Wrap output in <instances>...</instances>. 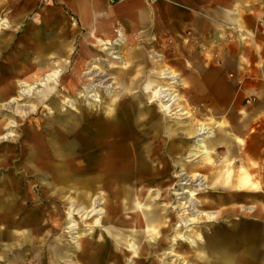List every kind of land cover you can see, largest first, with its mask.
Returning a JSON list of instances; mask_svg holds the SVG:
<instances>
[{"label":"rangeland","instance_id":"374dc122","mask_svg":"<svg viewBox=\"0 0 264 264\" xmlns=\"http://www.w3.org/2000/svg\"><path fill=\"white\" fill-rule=\"evenodd\" d=\"M38 1L40 2V0ZM41 1L42 2L36 8V11L44 10V0ZM109 1L111 2L113 0ZM19 8L20 6L13 4L12 0H0V18L7 20L6 27L0 28V70H2L3 73L7 72L10 74V77H8L9 79L4 78L3 80H0V86L12 83V92L9 94V98L0 99V104L3 106H1V108L3 110L5 109L2 113H0V120H8L5 122H9L1 129L0 137L5 134H12V136L0 139V160L2 161V163H0V197L2 195H6V192L10 193L11 189H8L9 186L12 187L10 178L14 181L13 184L16 187V192L20 195V199H18L15 203L10 202L14 204L13 206H9V208H6L5 210L0 208V232L6 228L5 235L3 237L0 235V264H50L48 260L44 259L47 244L53 247L54 244H56L58 252L61 254L60 256H65L62 259H54L52 261L53 264H87V258L90 257L87 252L90 250L86 248V254L82 255L80 248L86 244L87 246H91V242L95 240L91 234L92 232H95V230L89 229V225L93 224L90 223V221H93L98 215L93 216L87 221L80 219V226L77 230H75L76 233H74L76 235L68 233V225L65 223V219L64 222H60L57 232H54V230L51 231L49 226H47L40 229V233L38 232L35 235L31 234L32 239L35 240L38 238L40 240L38 243H32L30 245L26 242L18 243L16 235L19 233L25 234L30 228L27 222V218L29 217L28 211L26 209L19 208L25 203V194L28 192L31 194V185L37 189L39 186L42 193L45 191L52 192L54 189H49V187H47V185L51 182L49 177L46 179L42 178L40 180L37 179L30 181L29 179H31V177L26 178L19 173L13 174L11 170L8 169V166L10 164L9 160L11 159V153H16V149H18L21 145L28 150L30 145L33 143H48L49 146H51L50 149H54V147H56V142H54L56 141V135L54 132L60 134L58 130H65L63 128V124L65 123L69 125V127L82 123L87 126L85 129L87 131L93 130V125H100L103 127L101 129L105 131L104 133L115 130V123L113 124L114 128L113 125L109 126L110 120L108 117L110 116V112L124 116L121 118L122 121L125 116L130 117V119L127 120V123L135 125L133 127L134 139H138L141 136L145 137L143 141H139L137 143V149L146 148L153 141L152 135H156L157 133L153 130L154 127L159 126L161 128L160 132L162 139L159 140V143L161 145L160 149L162 151L163 158L160 160L152 158V160L148 162V165L145 166V169H140L143 173L135 174V170H133L135 157L130 155L131 168H129V170L131 172V176L128 178L123 177L118 181L120 191H123L121 192L122 194H120L122 200H124V189L126 186L131 187L135 192L137 186L145 184L146 193L143 200L146 198V201H143L142 210L146 211L147 208L151 207V205L158 207L160 210V217H162V222L158 225L161 226L159 229H161L164 224L166 226L169 224L167 232L165 233L161 231V234L158 235L159 237L157 238L158 242L160 241L162 244L164 242V249L160 251L161 253L169 251L167 243L165 244L164 239L176 237L177 235H184V237L187 238V240H181V238L177 240V244H179L178 250L183 252L186 257H184V260L182 257L177 259L173 256L167 258L166 255H162L160 258H156L158 261L161 259L162 264H204L205 258L202 257L200 261L196 260L195 255L202 252L199 250V246L197 247V245H204L206 238L214 242H219L221 236L229 237V244H231V242H235L232 237L248 236L249 239L247 244L250 243L252 245L253 243H260V248L256 250L255 254H264V221H256L250 217H244L243 214L245 213H229L226 217L221 216L218 219H209L205 215H199V217L194 220V223L189 226H183L184 219L191 217L188 213L189 211H186L183 206L185 204V200H187L185 198L187 194H185V190H187L188 193L193 192V197L197 199V204L195 205L196 209L214 211L219 208L215 205L208 207V205L211 202L210 199L214 200V198L216 199L219 197H215V194H219L222 191V188L221 186H216L215 184L209 185L212 182L211 180L214 178V175H209L208 171L202 170L200 167L204 166V162H206L214 172L221 171V160L223 156H221V137L219 136L218 127L220 123L228 125L230 121H233V116L228 114L227 107H220L222 109L218 107L219 109H214L215 111H213L216 114H211L210 110L205 109L203 105L204 101L190 100L188 98L189 84L183 82V76H187V74L180 73V71L177 70L178 68L174 66V63H172L173 55L171 51L158 50V46L153 41H147L148 44H145L146 42L143 43L142 41L139 42L138 40H132L126 35H119V31L117 32L118 36L113 38L111 45L90 42L89 40H91V37L86 33V30L78 31L74 28L76 19L72 13H69L68 21H66V23L63 22V24L65 23V25H68V27L64 30H68L69 32L72 31V34L68 33L67 35L65 34V36L56 34L52 37H44L42 41L43 43L47 41V39H64L65 42H68V48L67 45H63L62 49H65L63 52H58L55 55L53 51L47 50L43 51L42 55L38 57L42 58L40 60L42 62L45 60L48 65L44 68L45 70L43 72V76L58 70L57 75L52 77V79L45 86L39 85V81H34L35 79H30L25 80L26 83L24 82L22 85L20 84L22 87H19L18 82L23 80H20L21 77L19 75H16V70L18 69H14L15 73H13L9 70L7 71L6 67L12 68L14 60L15 64L28 59L33 60L34 57H37L36 49L44 46L38 44V38L35 42L33 39H30L29 41L32 42H29L23 39H29L30 36L27 35H20L22 38L14 34L5 35L6 32L9 33V31L13 28L20 27V25H24L23 23L27 24L29 22L28 19H16L13 21L14 16H16L15 14L21 11ZM54 8L53 17L57 14L58 19L54 18V20L49 21V23H52V27L59 28L62 26L59 19L60 9L59 7L56 9ZM83 44H87L84 47L89 48L86 50L87 53L84 51L85 48L81 47ZM105 47H111L112 49L103 50ZM138 47H145L147 49L146 52H148L147 57L149 58V64H147L144 60L140 61V57L135 56L136 53L134 51ZM112 51H115L116 53H112ZM152 63L173 66L175 71L179 73V75H177V78L179 79L177 80V83L172 84L169 80L162 79L159 75L160 72L157 71L158 69H154L152 67ZM77 67H79L78 73L76 72ZM164 68L173 70L168 66ZM187 70L188 69H185V72ZM145 71H147L148 75L150 74L148 77L150 81L170 85L171 89L180 97L177 101L178 104L182 107L184 106L188 113L179 115V113H182L181 111L176 114H168L161 109L158 102L151 103V92L146 90V82H141L142 79H146ZM118 75L121 76L120 83L117 80ZM132 76L137 77L133 79ZM70 77L77 79L76 84L78 89H73L72 95L64 90L65 86H69V88H71L70 85H73ZM131 77L133 80L138 79L140 83L138 82L134 84V82H132V85L128 87V78ZM88 86H90V88H87ZM24 88H26V93H23L22 91ZM28 89H30V91L27 93ZM141 91L142 94H144V97L137 96L142 95ZM1 95L2 94L0 93V96ZM61 96H63L65 100L62 99L63 97ZM13 97H18V100H12L11 98ZM176 106L177 104L173 106L175 107L173 111L176 110ZM146 111H150L151 114H145L147 113ZM30 113L34 114L30 115L29 118H22L23 115L28 116ZM130 113H133V117H131ZM173 122H179L180 124L186 123L189 125L193 124L195 127L200 123H204L212 133H215V140H213L215 144L213 148L209 147L212 150L209 157L205 158L201 153H197L196 157L187 158L190 148H193L192 140L185 138L180 131L181 129L175 131L172 124ZM19 124H23V126ZM162 126H165L168 131L170 129L174 130L170 133V137L166 131H163ZM61 136L62 135L60 134V137ZM211 138L212 136L210 139ZM24 144H26V146ZM139 150L141 151V149ZM168 150H170V153L167 152ZM232 150H234V147L229 149V151ZM30 154L31 152L29 151L28 156ZM38 154L39 151L36 152L35 156ZM144 155V151H141L140 156L144 157ZM52 156H54V159H57L56 153L52 154ZM230 156L231 158H229L227 165L229 175V177H227V182L229 181V186H232L234 182H237L236 185L239 184V186L247 185L248 183H245V176H250L247 172L241 173V177L239 176L236 180L232 178L236 175L237 164L234 162L235 156ZM33 160L34 155L24 161H26L27 164L30 163L29 161ZM24 161H17V164H21L22 169H24L22 166L25 164ZM49 161L52 160L47 159V162ZM155 169H158V171L160 170L161 173L157 174L154 171ZM240 171H243L242 167L240 168ZM187 175L194 176L192 179L187 180L188 178L185 177ZM210 177L212 178L210 179ZM199 178L204 180V183L200 182L201 180ZM171 181L172 188L168 186ZM27 182H30L31 184L28 187H25V183ZM99 184L100 183L97 181V178L94 177L91 180L90 190L92 194H89V198L93 199L95 196L100 197L102 195L103 192H101V189L98 188ZM165 187L169 188L167 206L163 205L164 197L160 196V198H157L158 191L160 190L159 192L164 194L163 191ZM208 192L211 194H208ZM78 196L79 195L74 192L73 189H69L61 193L57 199L58 201L51 200L39 203L35 202L37 201L36 199H32L33 202L31 204L36 207L34 209L35 211L33 210L32 212L35 216L34 220H38L37 223L40 225V220L51 221L57 218L53 217V212L50 213L52 207L56 209V206L60 208V213L64 215L65 218V203H67V198L69 197L72 198V200L75 199L74 201H76L78 200ZM4 198L0 199V207L4 202ZM78 201L76 203L77 208L81 206ZM132 202L134 204V208L132 207L126 210L128 214H133L140 209V207L135 206L134 200ZM158 205H160V207ZM180 210H182L183 216H181L182 213ZM20 220L22 224L18 229L16 225L19 224ZM55 222L56 220L54 221V224ZM179 224L181 225L180 227L177 226ZM24 226H27L26 228L28 229ZM97 228L100 229L102 233L105 232L104 226H99ZM156 230L153 231L148 227L137 228V235L142 234L141 236H143L139 242L137 241L138 248H144L146 242L152 241ZM52 234H54V238H56V242L53 244L51 242L54 240V238L51 237ZM47 237H49V239L46 240ZM128 240L133 241L130 236L128 237ZM43 241H45V243L41 244ZM189 241L191 243H189ZM108 245H112L111 241L105 245L107 250ZM120 246L122 249H125L124 245ZM232 246L234 245H227L229 248ZM34 251H37V254H35ZM67 254L73 255L70 256ZM135 259L138 260V264H150L153 261V259H150L149 256H146L145 254H143V256L139 259L136 257ZM132 260H134V258H132ZM132 260L129 258L127 260L128 262L126 261L125 264H132ZM111 262H115V260H110V263ZM211 262L214 261L211 260ZM155 264H157V262Z\"/></svg>","mask_w":264,"mask_h":264},{"label":"crops","instance_id":"0c3cea01","mask_svg":"<svg viewBox=\"0 0 264 264\" xmlns=\"http://www.w3.org/2000/svg\"><path fill=\"white\" fill-rule=\"evenodd\" d=\"M41 2L12 0L21 10L15 14L13 21L28 19L29 22L20 25L21 22L18 24L20 27L13 28L5 35L14 34L20 38L27 35L30 38L23 39H33L34 42L38 38V44L46 47L44 51H53L56 55L65 50L62 49L63 45L68 48V42L57 38L42 43L43 38L72 34V31L64 30L68 27L65 23L69 13H72L76 19L74 28L78 31L86 30L88 34L97 30V35L104 37L107 34L112 38L117 37L119 31V35L145 44L153 41L158 50L171 51L174 66L180 73L187 74L183 76V82L189 84L188 98L204 101L205 109L210 110L211 114H216L214 109L226 106L228 114L233 116V121L228 125L220 123L218 127L219 131L227 134L220 136L223 156L221 171L214 172L206 162L200 167L209 175H214V178L210 177L212 182L209 185L222 188L219 194H215L218 198L210 199L208 207L220 206L222 217L241 212L245 213L244 217L264 221V216L253 214L258 211L249 207L252 199L255 201L260 199L259 196H264V0H44V10L36 11ZM58 7L62 26L56 28L49 21L58 19L57 14L53 17V8ZM42 48L36 49L37 52ZM146 50L145 47H138L134 52L140 61L149 64ZM43 63L47 66L45 60ZM167 66L179 75L173 66L152 63L157 71ZM185 69L188 70L185 72ZM147 71L146 81L142 79V83H147L150 76ZM160 139L156 138L152 143L161 146ZM230 141L231 144L228 143ZM230 146L234 150L229 151L232 149ZM230 155L235 156L234 162L237 164L236 175L232 178L236 180L241 173L247 172L250 175L245 176L247 185L239 186L234 182L229 186L227 165ZM153 156L150 160L161 159ZM241 167L243 171H240ZM159 172L156 170L157 174ZM127 192L134 198L135 192L131 187H127ZM161 194L159 192L157 198ZM237 204L243 207L237 209ZM124 212L128 217L136 213ZM148 228L153 231L157 229ZM232 238L235 242H231L234 245L231 248L227 247L231 245L229 237L221 236L219 242L206 238L204 264H264V254H255L260 243L247 244L248 236ZM34 252L37 254V251Z\"/></svg>","mask_w":264,"mask_h":264},{"label":"bare ground","instance_id":"6f19581e","mask_svg":"<svg viewBox=\"0 0 264 264\" xmlns=\"http://www.w3.org/2000/svg\"><path fill=\"white\" fill-rule=\"evenodd\" d=\"M6 25H7V20L4 18H0V28L6 27ZM96 31L97 30L90 31L88 33L89 36L91 37V40H89L90 42L96 44L102 43L106 45H111V43L113 42L112 37L108 36L107 34L104 35V37L99 36L96 34ZM85 45L87 44H83L81 47H84ZM45 48L46 47L43 46V48L37 52L36 54L37 57L36 58L34 57L33 60L32 59L24 60L18 64H15L14 63L15 60H14L12 68L6 67L7 71L9 70L13 73H15V70L18 69L16 70L17 73L16 75H19L21 77L20 80H23L18 82L19 87H22L21 86L22 83L24 82L26 83L25 80H30V79H35L34 81H39L38 82L39 85L45 86L52 79V77H55L57 75L58 70L53 71V73L51 72L45 74V76H43L44 74L43 72L45 70L44 68L46 67V65L42 61H40L42 58H38V57L42 55ZM84 48H85L84 49L85 52L87 49H89L86 47ZM109 49L112 48L105 47L103 50H109ZM112 53H116V52L112 51ZM33 71H37V72H33ZM78 71H79V67H77L76 69L77 73ZM159 72H160L159 75L162 79H167L172 84L173 83L176 84L177 80H179L177 78V73H175L172 70L164 68ZM9 75L10 74H8L7 72L3 73L2 70H0V80L10 77ZM70 78H71L70 79L71 83L73 85H70L71 88H69V86L68 87L65 86L64 90L67 91V93H69L70 95H72L73 89L77 88V84H76L77 79H74L73 77ZM117 80L119 83L121 82L120 75L117 76ZM128 80H129L128 87L132 85V82H134V84L139 82L138 79L133 80L128 78ZM146 85H147L146 90L151 92V100H150L151 103L158 102L161 109L168 114L169 113L176 114L181 111L182 113H179V115L188 113V111H186L184 106L182 107L180 104H178L177 101L179 100L180 97L171 89L170 85H167L165 83H158L156 81L149 82L148 78ZM11 86L12 83H10L9 85L0 86V93L2 94L0 96V99L9 98V94L12 92ZM87 88H90V86H88ZM143 90L146 91L145 89ZM22 91L23 93H26L25 92L26 88H24ZM29 91L30 89L27 90V93ZM137 96L144 97V94ZM11 99L18 100V97L17 98L13 97ZM62 99L65 100L64 97ZM175 104H177L176 110L173 111L175 108L173 106ZM1 106L2 105L0 104V113H2L5 110V109L3 110ZM146 112L147 113L145 114H151L150 111H146ZM32 114L34 113H30L28 116L23 115L22 118H29L30 115ZM130 114L131 117H133V113ZM109 115H110L108 117V119L110 120L109 126L115 123V130L110 131L108 133H104L105 131L101 129L103 127H101L100 125L99 126L93 125V130L87 131L85 130L87 126L82 123L75 124L73 127H69V125L65 123L63 124V128L65 130H58L59 133L62 135L61 137L60 134L54 132L56 135L55 136L56 141H54L56 142L55 143L56 147H54V149H50L51 146H49L48 143L45 144L33 143L32 145H30L28 150L27 148H24V146L21 145L20 147H18V149H16V153L14 154L11 153V157H10L11 159L9 160L10 164L8 166V169L11 170L13 174L19 173L20 175H23V177L26 178L31 177V179L28 178L30 181H34L37 179L40 180L42 178L46 179L49 177V179H51V182L47 185V187H49V189L50 188L54 189L52 192L45 191L44 193H42L39 189V186L37 189L36 187L31 185L30 187L31 194L29 192L25 194L26 197L24 199L25 203L19 208L26 209L28 211L29 217L27 218V222H28V226H30L29 228L30 230L26 228L27 226H24L26 229H28V232L25 234L19 233L18 235H16L18 239L17 240L18 243L26 242L29 245L32 243H38L40 240L38 238H37L38 240L32 239L31 234L35 235L38 232L40 233V229H43V227H47V226H49V229L51 231L54 230V232H57L59 229L60 222H64L65 219H66L65 223H67L68 225L67 226L68 233L72 235L76 233L75 230L79 228L80 219L87 221L91 219L93 216L98 215L93 221H90V223L93 224L89 225L90 226L89 229L95 230V232L91 233L93 235L92 237L95 238V240L91 242L92 244L91 246L90 245L87 246L86 244L83 245L82 248H80L82 255L86 254L87 249L90 250L89 252H87L89 253L90 256L89 258H87V264H125V262L129 258H131V260L132 258H134V260L131 261L132 264H138V260L135 259V257L139 259L141 256H143V254H145L146 256L148 255L150 259H153L152 263L150 264H155L156 262L157 264H162L161 259L159 261L156 259L157 257L160 258V256L162 255L163 256L166 255L167 258L171 256L176 257L177 259L180 257L184 258L185 257L184 253L178 250L179 244H177L178 243L177 240L180 238L181 240L182 239L187 240V238H185L184 235H179V236L177 235L176 237H170V238L165 237L166 239H164V241L165 244L167 243V247L169 248V251L162 253L160 252L161 250L164 249L163 247L164 242L163 244L160 241L158 242L157 238L159 237L158 235L161 234V230L165 233L167 232L169 224H167V226L166 225L163 226L162 229L158 230L159 228L157 227V225H159V222H162V217H160V213L158 211L159 209L154 207V205H151V207L146 211L142 210L143 207L142 201H144L143 197L146 193L145 184L139 185L137 187L134 198L128 194L129 192H127V187L129 186H126L124 189L125 191L124 200H122V198L120 197V194H122L121 192L123 191H120L118 181L121 180L123 177L128 178L129 176H131V172L129 170V168H131L130 155L135 157L134 159L135 162L133 164L134 167L133 170H135V174H141L143 172L140 171V169H145V166L148 165V162L153 155H155V157L159 156L161 159L163 158L162 156L163 154L160 149L161 146H157V144L151 142L146 148L144 147L137 149V143L139 141H143L145 137L141 136L138 139H134L133 127L135 125L133 124L131 125L127 123V120L130 119V117L125 116V118L122 121L121 118L124 116L117 115V113L113 114V112H110ZM5 121L8 120H0V131L3 127L6 126V124L9 123ZM172 124L174 126V130L177 131L181 129L180 131L183 134V136L187 139L192 140L193 148H190L189 153L187 154V158L196 157L197 153H201L204 157L207 158L209 157V154L212 151L209 148V145L213 147L214 141L212 139H214L215 133H212L204 123H200L196 127L193 126V124L190 125L186 123L180 124L179 122H173ZM19 125L23 126V124H19ZM160 129L161 128L159 126L153 128V130L157 132L156 135L155 134L152 135L153 140H155L157 137L162 139ZM162 129L163 131H166L167 134H169V137H170V133L173 132L172 129L168 131L167 128H165V126H162ZM218 132L220 134L219 136L221 137L227 135L222 130L220 131L218 130ZM8 136H12V134H5L2 137H0V139H4V137H8ZM211 136L212 138L210 139ZM228 143L231 144L232 142L230 141ZM24 145L26 146V144ZM139 149H141L142 152L144 151L145 154L144 157L140 156L141 151ZM29 151L31 152V154L28 156ZM37 151H39V154L35 156ZM167 152L170 153V150H168ZM55 153L57 159H54V156H52V154ZM33 155H34V160L29 161L30 163L26 164V161L24 160L28 159L29 157H33ZM47 159L52 160L53 162L52 161L47 162ZM19 160L24 161L25 164L22 165L24 169L21 168L20 163H19L20 165L17 164V161ZM0 163H2L1 160ZM154 171L156 172V169ZM193 176L194 175H190V176L187 175L185 177L188 178L187 180H190L193 178ZM94 177L97 178V181L100 183L98 188L101 189V192L103 193L100 197L95 196L93 199H91L89 198L90 196L89 194H92L90 187H91V180ZM199 179L201 180L200 182L204 181L201 178ZM10 183L12 187L9 186L8 189L9 190L11 189L12 191L10 190V193L6 192V195H2L0 197V199L5 197L3 199L4 202L0 207L3 210L9 208V206L14 205L10 202L15 203L18 199H20V195L18 194V192H16V187L13 184L14 181L11 180V178H10ZM30 184H31L30 182L25 183L26 185L25 187H28ZM171 185H172V181L169 183L168 186L172 188ZM69 189H73L74 192H76L79 195L77 197L79 201L78 200L74 201L75 199L72 200V198L69 197L67 198V203H65V214H66L65 218L64 215L60 213V208H58L57 206L56 209L52 207L50 213L53 212L54 213L53 217H57V218L51 221L40 220L39 221L40 225H38L37 223L38 220H34L35 216L32 213L33 210L36 208L31 204L33 202L32 199H36L37 201L35 202H39V203L48 202L51 200L58 201L57 199L59 198L61 193ZM168 189H169L168 187H165L163 191L164 194H161V197H164V205L166 206L168 205L167 204ZM184 192L185 194L187 193L185 196L187 200H185V204L183 206L186 211H189L188 213L190 214L191 217L188 219H184L183 226H189L190 224L194 223V220L197 219L199 215H205L209 219H218L222 216L223 211L221 210L222 208H220V206L218 210H214V211L196 209L195 205L197 204V199L193 197L194 195L193 192L188 193L187 190H185ZM259 198L260 199H255V201H253V199L251 198L252 199L251 205L249 207L252 210L256 209L258 211V212H253V214L255 213L260 216L261 215L264 216V196L261 197L259 196ZM134 199H136L135 206H139L140 211L139 213L136 212L133 215V217L132 216L128 217L124 211L132 207L134 208V204L132 202ZM77 201L80 202L81 205L79 206V208L76 207ZM241 207H243V205L241 204H237L236 206L237 209L239 208L241 209ZM55 220L56 222L54 224ZM21 224L22 222L20 220L19 224H17L16 227H18L19 229ZM99 226H104L105 232L102 233L100 229L97 228ZM141 226L142 227L150 226L153 227V229L157 228L156 232L154 233L155 236L153 237L152 241L146 242L144 248L142 247L138 248L137 245V241L139 242L143 238V236H141L142 234L137 235L138 233L136 231V229L141 228ZM177 226L180 227L181 225L179 224ZM5 231L6 228L0 232V235L2 237L5 235ZM129 236L133 239V241L128 240ZM51 237L54 238V234H52ZM73 238H77V237H73ZM47 239H49V237H47L46 240ZM45 241H43L41 244L45 243ZM109 241H111L112 245L111 246L108 245V250H107L105 245H107ZM51 242L55 243L56 238H54V240H52ZM189 243L191 242L189 241ZM120 245H124L125 249L124 248L122 249ZM197 247L199 248V250L202 251L200 254L195 255L196 260L200 261L202 257L206 258L205 257L206 246L200 244L197 245ZM214 251L217 252V249L214 248ZM60 255L61 254H59L58 247L56 246V244H54V247L50 246L49 244L46 245L44 259L48 260L50 264H53L52 261L54 259H58V258L62 259L65 257V256L61 257ZM67 255L71 256L73 254H67ZM110 260H115V262L110 263Z\"/></svg>","mask_w":264,"mask_h":264}]
</instances>
